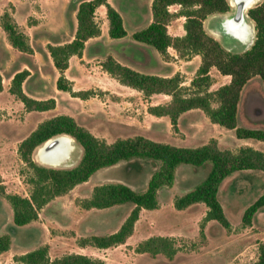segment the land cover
I'll list each match as a JSON object with an SVG mask.
<instances>
[{"label": "trees", "instance_id": "16d2710c", "mask_svg": "<svg viewBox=\"0 0 264 264\" xmlns=\"http://www.w3.org/2000/svg\"><path fill=\"white\" fill-rule=\"evenodd\" d=\"M100 5H105L106 8L109 36L111 38L125 36L122 17L107 0H82L78 3L75 14L77 25L73 38L60 45L47 44L53 64L59 70L56 88L82 99L92 95L94 91H73L64 70L67 68L69 57L73 54L80 56L85 41L100 34V28L93 19L94 11ZM171 5H178L177 11H170ZM230 7L228 0H152L151 21L147 26L131 34L134 41L153 47L163 58L168 57L169 47L173 48L179 57L198 54L200 63L187 86L182 84L179 73L163 77L139 72L121 64L111 55H107L101 61V67L121 84L138 89L145 96L154 93L170 95L168 102L149 105L147 111L155 116H168L173 130L178 128L181 113L198 108L210 122L233 129L237 138L264 140V129L244 127L237 121L241 91L247 82L257 77L264 88V0H260L246 11L253 25L254 36L251 45L240 52L226 49L203 26L207 16L228 12ZM10 8L13 9L12 5ZM179 16L184 17V34L171 35L167 31V26L172 19ZM0 26L12 47L23 52H32L26 34L19 28L10 10L4 9L0 14ZM211 68L220 75L228 76L229 81L211 90ZM28 74L29 71L26 69L14 73L9 92L22 102L27 111L53 109L54 98L35 99L23 91L22 82ZM251 101L250 109L253 114L249 115L246 110ZM244 107L245 116L249 121L257 122L264 118V97L261 93L250 92ZM59 135H68L81 146V155L77 163L71 167H53L35 162L32 158L34 150L48 139ZM17 150L25 165L31 169L32 176L29 179L31 191L28 196L6 195L12 209V222L16 226L37 219L39 210L45 204L54 197L66 193L76 184L87 181L99 169L131 160H150L156 164L146 187L142 190L133 189L120 181L107 182L95 185L90 197L81 201V205L86 209H105L125 203L132 205L129 214L113 232L91 234L79 239L81 246L92 245L98 248H107L126 241L133 233L139 211L157 207L159 189L173 184L176 170L181 164L196 167L207 164L209 167L206 176L198 184L174 197V207L182 209L201 202L207 207L204 220H214L224 227L229 226V220L218 198L221 182L239 171L264 173V152L250 146H241L232 151L220 148L214 138L198 146H180L155 141L143 135L106 142L67 114H58L39 122L19 142ZM263 205L264 195H260L244 209L242 214L244 225L251 224L254 214ZM10 246V234H0V252L8 250ZM136 250L171 257L176 247L170 238L156 235L140 241ZM16 258L23 264H109L102 259L73 252L51 259L48 256L47 245H40ZM248 264H264V242L258 243L256 258Z\"/></svg>", "mask_w": 264, "mask_h": 264}, {"label": "rangeland", "instance_id": "374dc122", "mask_svg": "<svg viewBox=\"0 0 264 264\" xmlns=\"http://www.w3.org/2000/svg\"><path fill=\"white\" fill-rule=\"evenodd\" d=\"M11 1L18 6L17 18L20 20L25 10L18 0H0V13L3 9L10 10ZM259 1L257 0L252 5ZM229 3L232 6L231 0ZM34 8L40 10V7L34 6ZM229 12L228 16H231L236 12V8L230 7ZM125 16L127 18L126 13ZM29 17L27 21L32 19ZM223 19L222 14L208 18L206 29L215 30L216 37L221 44L229 47L230 50L240 52L248 48L252 41L245 44L234 35L226 33L222 26ZM246 21L252 26L247 16ZM0 31L6 41L4 31L1 29ZM3 39L0 37V44L4 43ZM117 46L118 44L112 45L113 48ZM149 50V55H158L154 48L149 46ZM163 59H168V57ZM192 76L183 74L182 84L187 86L185 83H190L189 79L191 80ZM54 90H56L55 84L49 83L44 92L52 97ZM251 90H256L262 95L261 83L255 80L242 94L238 114L243 123L251 122L244 112L245 102ZM95 94L102 96L103 93L96 90ZM68 99V111L78 115L76 121L106 142H112L125 136L144 135L152 140L174 145L198 146L207 142L208 137L213 134V131H207V126H203L204 113L201 110L196 112L198 114H193L200 123V128L193 131H190L187 125L190 116L184 118L183 132H181L179 128L173 130L170 121L167 124L143 113L140 114L139 123L127 124L128 126L122 128V124L106 122L100 117H84L81 114L85 106L82 101L79 98ZM158 100L154 98V101ZM251 105L252 101L246 110L249 115L253 114L250 109ZM59 112L61 111H27L20 100L8 89L0 94V234L8 233L12 238L10 248L0 252V264H23L16 257L40 245H47L50 258L76 252L91 258L102 259L109 264H248L253 262L257 255L258 243L264 242V205L254 214L250 225H244L242 214L250 203L260 195H264V173L256 171H240L226 177L221 182L218 198L229 220L228 227L214 220L205 221L204 215L207 207L201 202L193 203L182 209L174 207V197L198 184L206 176L209 167L207 164L199 167L181 164L176 170L173 184L159 189L157 207L139 211L133 233L124 243L107 248L92 245L81 246L79 239L82 237L116 230L132 208L131 204L125 203L105 209H86L81 205V201L90 197L95 185L107 182L120 181L133 189H144L151 171L156 167V164L150 160L121 161L99 169L87 181L76 184L66 193L54 197L45 204L39 210L37 219L25 225L16 226L12 222V209L6 195L28 196L31 191L29 179L32 176L31 169L25 165L19 155L18 144L40 121ZM221 129H223V134L220 136L224 143L219 147L235 151L240 143L233 129L225 127ZM185 134L188 136L184 137ZM251 141L255 145L259 142L258 140ZM72 142L74 148L70 158L59 165L45 164L39 160L36 152L44 143L34 150L32 158L35 162L46 166L71 167L79 160L82 150L73 139ZM156 235L172 240L176 251L171 257L161 253L151 255L148 252L136 250L140 241Z\"/></svg>", "mask_w": 264, "mask_h": 264}, {"label": "crops", "instance_id": "0c3cea01", "mask_svg": "<svg viewBox=\"0 0 264 264\" xmlns=\"http://www.w3.org/2000/svg\"><path fill=\"white\" fill-rule=\"evenodd\" d=\"M18 1L21 3V5H23L25 10L22 18L20 20L17 18L18 6L12 1L11 5L13 9L11 10L9 7L10 12L19 28L26 34L32 52H23L12 47L7 39L6 33L4 32L6 36V41H4L3 35L0 31V37L4 41V43L0 44V76L2 80V90L0 91V94L9 88L10 81L14 73L26 69L29 71V74L22 82L23 91L32 98L46 99L51 97L47 96L44 92L46 86L49 83L55 84L56 79L59 76V70L53 64V61L47 50V44L60 45L69 42L73 38L77 25L75 14L78 3L82 0ZM151 1L152 0H107V2L113 6L122 17L126 35L120 38H111L109 36V22L106 16L105 5H100L95 9L93 19L100 28V34L88 38L85 41L81 55H71L68 59L67 68L64 70V75L71 82L73 91L93 90L94 93L87 98L82 99L77 96H72L68 91L59 90L56 88V90L53 92L54 94L52 95V98L55 99V107L53 109L44 111L60 110L61 112L54 114L53 116L58 114H67L77 120L78 115L68 111V98H79V100L85 105L83 112L81 113L84 117H100L106 122H116L117 124H122V128H124V126H128L127 124L139 123V119L141 117L140 114L142 113L148 117L153 116L157 120H161L169 124L168 116L152 115L147 111V107L149 105L163 104L168 102L170 100V95L164 93H154L150 96H145L142 91L121 84L116 78L105 71L100 64L107 55H111L121 64L129 66L143 73H149L163 77H169L175 73H179L180 76L183 74H190L192 76L194 74L200 63V56L198 54L189 55L187 58H180L178 55H176L177 53L175 50L169 47L168 59H163V57L155 49L154 50L158 55H149V45L134 41L131 38V34L135 30L147 26L151 21ZM34 6L40 7V10H36ZM178 7V5H171L169 10L177 11ZM216 14H222L225 18L230 14V12L215 13L205 18L203 26L205 30L215 38H217L216 33L214 32L215 30H207L206 22L208 18ZM29 16L32 17V19L29 20L30 22L27 21ZM183 21V16L174 18V20L172 19L167 26L168 33L178 36L183 35ZM249 22L251 21L249 20ZM0 29L4 31L1 26ZM113 44H118L117 48H113ZM108 48L110 51L107 50ZM225 48L229 49L227 46ZM243 50L245 49H242V51ZM147 52L148 55H146ZM98 68H100V70H98ZM210 74L212 77V84L210 86L211 90L216 89L220 85L229 81L228 76L220 75L214 68H211ZM255 80L261 83L259 78L254 77L247 82L241 91L240 100L238 103L237 121L239 125L244 127L264 129V118L257 122L251 121L248 123H243L241 122L238 114L242 94L246 90L247 86H249ZM185 84L188 85L189 83ZM96 90L101 91L103 93L102 96L95 94ZM261 90L262 95L264 96V88L262 83ZM255 91L256 90H251V92ZM96 98H98V100ZM154 98L159 100L154 101ZM199 111L200 109L193 108L181 113L178 122L179 131L183 132V120L186 116H190V120L187 121L188 129L190 131H193L197 128L199 129L200 123L193 115L198 114L196 112ZM202 122L204 127L207 126V131H213V134H211L207 140L214 138L217 140L218 146L222 145L224 143H222V136H220L223 134V129H221L222 126L210 122L209 119L205 117V114ZM187 136L188 135L186 134L184 135V137ZM238 139L240 144L236 146L237 148L241 146H250L254 149L264 152V140H258L259 142L255 145L251 140L257 139ZM249 172H251V170Z\"/></svg>", "mask_w": 264, "mask_h": 264}, {"label": "bare ground", "instance_id": "6f19581e", "mask_svg": "<svg viewBox=\"0 0 264 264\" xmlns=\"http://www.w3.org/2000/svg\"><path fill=\"white\" fill-rule=\"evenodd\" d=\"M257 0H231L236 12L222 21L223 30L234 35L245 44H249L253 37V28L246 21V11ZM72 138L68 135H59L50 138L39 147L36 154L42 163L59 165L70 158L73 150Z\"/></svg>", "mask_w": 264, "mask_h": 264}]
</instances>
